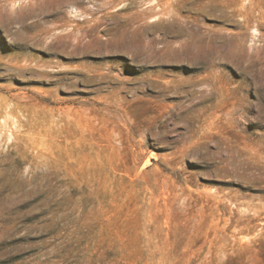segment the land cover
<instances>
[{
	"label": "rangeland",
	"instance_id": "374dc122",
	"mask_svg": "<svg viewBox=\"0 0 264 264\" xmlns=\"http://www.w3.org/2000/svg\"><path fill=\"white\" fill-rule=\"evenodd\" d=\"M0 264H264V0H0Z\"/></svg>",
	"mask_w": 264,
	"mask_h": 264
},
{
	"label": "bare ground",
	"instance_id": "6f19581e",
	"mask_svg": "<svg viewBox=\"0 0 264 264\" xmlns=\"http://www.w3.org/2000/svg\"><path fill=\"white\" fill-rule=\"evenodd\" d=\"M15 5V4H14Z\"/></svg>",
	"mask_w": 264,
	"mask_h": 264
}]
</instances>
